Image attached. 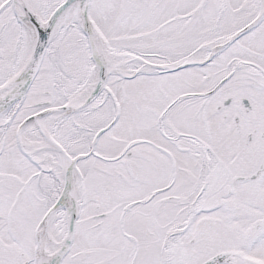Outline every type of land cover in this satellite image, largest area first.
I'll use <instances>...</instances> for the list:
<instances>
[{
	"label": "snow or ice",
	"instance_id": "snow-or-ice-1",
	"mask_svg": "<svg viewBox=\"0 0 264 264\" xmlns=\"http://www.w3.org/2000/svg\"><path fill=\"white\" fill-rule=\"evenodd\" d=\"M0 264H264V0H0Z\"/></svg>",
	"mask_w": 264,
	"mask_h": 264
}]
</instances>
